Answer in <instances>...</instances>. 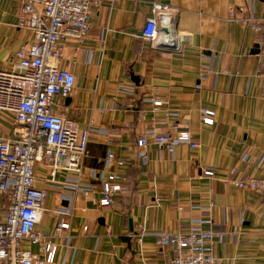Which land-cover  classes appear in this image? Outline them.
Instances as JSON below:
<instances>
[{"label":"crops","instance_id":"obj_1","mask_svg":"<svg viewBox=\"0 0 264 264\" xmlns=\"http://www.w3.org/2000/svg\"><path fill=\"white\" fill-rule=\"evenodd\" d=\"M154 3L167 5L171 19V36L163 32L159 47L142 35ZM22 6L0 0V70L34 41L20 25ZM91 10L87 37L61 41L57 64L76 82L70 96L51 105L53 113L92 127L83 173L60 169L53 176L47 158L35 166L36 186L47 190L36 227L58 245L53 264H167L175 251L159 246V234L187 232L196 222L225 232L214 241L216 264H264V193L227 181L234 168L264 177L263 35L245 22L262 18L264 0H100ZM151 97L164 101L158 110ZM205 110L214 111L213 124L204 122ZM19 128L13 112L0 110V137L15 138ZM185 128L199 147L181 144L170 153L150 143L148 160L140 157L137 141L147 130ZM109 151L123 164L107 165ZM103 169L124 175L128 189L112 207L97 203L98 192L79 193L67 242L56 232L68 206L63 194L75 179L89 182ZM9 204L0 192V221ZM140 224L142 242L132 237ZM24 246L44 256L39 245Z\"/></svg>","mask_w":264,"mask_h":264},{"label":"built area","instance_id":"obj_2","mask_svg":"<svg viewBox=\"0 0 264 264\" xmlns=\"http://www.w3.org/2000/svg\"><path fill=\"white\" fill-rule=\"evenodd\" d=\"M98 3L100 0H23L20 25L33 31L34 41L16 50L9 68L0 70V110L13 112L20 124L15 138L0 137V192L10 196L5 219L0 221V264H53L55 261L58 245L45 240L46 236L36 227L47 190L36 186L35 166L47 158L53 176L60 169L76 171L78 175L83 173L92 127L82 128L77 120L53 113L51 105L56 96H70L76 82L71 70L57 64L63 56L61 41L67 37L79 40L87 37L91 28V7ZM168 10L167 5L154 3L155 16L148 18L143 27V37L154 46H159L163 25L169 29L166 35L171 32V19L166 16ZM245 22L263 35L260 41L263 62L258 75L264 94V14L258 22L252 17ZM149 101L155 110L164 103L155 97ZM213 116L214 111L205 110L204 122L213 124ZM150 143L170 153L181 144L191 148L200 145L187 128L177 134L147 130L137 141L143 161L148 160ZM106 163L122 165L123 160L109 151ZM204 173L214 174L212 170ZM230 173L227 179L230 184L264 193V177L247 175L236 168ZM73 185V191L63 194L68 206L61 209L56 226L58 235L67 242L71 240L69 231L72 228L68 217L76 208L79 193L86 198L98 192L97 203L112 207L116 197L128 189L127 178L108 169L98 170L89 182L75 179ZM83 228L88 230L86 225ZM143 235L140 224L132 237L142 242ZM224 237V231L204 230L200 222H196L187 232H161L158 244L175 251L167 264H216L214 241ZM26 240L39 245L44 256L26 248Z\"/></svg>","mask_w":264,"mask_h":264},{"label":"water","instance_id":"obj_3","mask_svg":"<svg viewBox=\"0 0 264 264\" xmlns=\"http://www.w3.org/2000/svg\"><path fill=\"white\" fill-rule=\"evenodd\" d=\"M161 31L164 32V33H168L169 32V29L167 27H165V26H162L161 27ZM160 46L165 47V48H174V46H171L169 44H162Z\"/></svg>","mask_w":264,"mask_h":264}]
</instances>
